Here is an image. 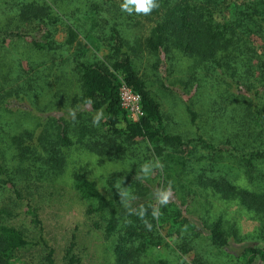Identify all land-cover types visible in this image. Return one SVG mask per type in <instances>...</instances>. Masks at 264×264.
<instances>
[{
	"label": "trees",
	"instance_id": "1",
	"mask_svg": "<svg viewBox=\"0 0 264 264\" xmlns=\"http://www.w3.org/2000/svg\"><path fill=\"white\" fill-rule=\"evenodd\" d=\"M55 1L24 0L12 5L15 7L14 19L18 22L16 31L2 32L0 29V40L28 37L30 56L34 59V54L42 55L47 65L44 69L37 68L33 78L27 80V91H39L42 84L47 87L54 103L57 100L62 103L63 98L68 97L69 104L76 108L68 119L59 115L47 117L36 135L26 129L10 133L0 122V190L9 186L19 199L17 187L28 190V183L39 175L35 169L29 172L36 162H42L49 169L61 167L65 157L62 148L72 144L68 137L70 133L83 148L98 155L125 154V145L148 144L146 151L152 159L149 168H154L153 161L166 153L176 154L174 158H179L181 164L180 154L187 147L196 145L209 154V161L193 169L187 180L189 186L208 188L213 194L236 201L238 206L264 220V189L257 187L251 177L254 166L264 162V0H153L159 7L147 15L138 12L131 0H125L126 8L120 3L119 8L131 13L123 20L142 30L145 28L147 32L145 37L135 38V47H142L155 55L158 62L166 64L170 73L178 59L187 60V74L181 81L183 88L210 87L209 77L216 74L214 92L207 96L208 111L215 118L214 127L199 124L198 114L188 103L185 111L194 130L191 136L185 137L166 131L165 115L159 103L149 94L144 79L131 65L130 53L135 49L126 47L115 24L110 26L108 37L100 34L106 47L102 58H68L77 27L62 19L60 12L63 10L57 9ZM57 1L65 6V0ZM100 8L94 4L93 10ZM117 9L115 4L106 7L108 11ZM59 24L63 25L67 36L60 43L53 38ZM24 26L25 29L29 26L30 30L18 32ZM66 56L68 59L64 58ZM67 61L76 83L75 91L70 94L59 90L57 83V71L64 75L65 69L60 65ZM154 67L157 66L154 64ZM119 81L139 95L143 115L135 122L128 121L118 105ZM17 91L3 79L0 83V111L9 105L5 99ZM97 113L101 114L97 118L99 130L93 124L96 117L93 115ZM223 153L232 156L236 164L239 163L238 166L249 174V187L229 181L222 164L215 166ZM118 174L110 172L103 191L82 173L72 172L70 175L71 187L78 197L93 203L85 213L104 219L103 238L111 243L113 264H144L145 252L161 244L164 235L177 236L174 247L181 253L191 250L198 237L206 238L215 247L227 246L228 233L221 226L220 216L206 223L205 218L186 212L178 180L175 183L165 180L163 186L158 184L152 190L140 181L138 175L130 183V194L125 196L122 185L117 184ZM128 175L124 173L125 178ZM167 182L170 183L166 186ZM174 187L179 188L177 197L173 193ZM165 192L168 193L167 203H161ZM26 206L39 236L29 239L16 227L2 222V215L7 213L0 209V264H12L20 251L36 246L43 249L42 264H55L52 248L40 235L37 210L31 205ZM164 229L167 230L163 235ZM230 230L234 234V228ZM71 248L72 243L61 264L77 262L71 255ZM240 255L242 264H253L255 259L264 262V247L248 246ZM25 264L29 263L25 261Z\"/></svg>",
	"mask_w": 264,
	"mask_h": 264
},
{
	"label": "rangeland",
	"instance_id": "2",
	"mask_svg": "<svg viewBox=\"0 0 264 264\" xmlns=\"http://www.w3.org/2000/svg\"><path fill=\"white\" fill-rule=\"evenodd\" d=\"M22 1L24 0H0V29L2 32L16 31L15 25H18V22L14 19L15 7L12 5ZM64 2L65 6H62L64 3L55 1L57 9L63 10L60 16L67 24L72 23L77 27V35L69 47L68 58H84L85 60L91 57H93L91 59L102 58L106 53V47L102 43L100 34L103 33L108 37L110 26L115 24L125 39L126 47L135 49L132 54L130 53L131 65L144 79L149 94L159 103L165 115L163 122L166 131L180 134L183 137L192 135L194 129L189 124L185 111V105L188 103L198 114L199 124L203 123V126L208 128L214 127L215 118L208 111L210 107L207 105V96L210 92H214L215 73L209 77L210 87L183 88L181 81L187 74V60L178 59L176 65L174 67L172 65L173 72L170 73L166 64L163 61L158 62L155 55L149 54L142 47H135V38H143L147 32L145 28L142 30L138 26L135 27L134 23L130 24L123 20L131 14L124 8H119L120 3L121 5L124 3L126 8L125 0H65ZM94 4L99 5L100 10H93ZM110 4H115L118 9L106 10ZM24 29L25 26L18 32L24 33ZM27 29L30 30V27L28 26L25 30ZM56 30L53 38L60 43L67 37L66 32L62 24L57 25ZM28 41L29 38L26 36L0 40V83L5 79L6 84L18 90L17 93L5 99L9 101V105L7 104L6 110L0 111V122L10 133L26 129L31 130V135L33 133L36 135L45 125L47 117L50 115L58 117L59 115L68 119L76 107L69 104L68 97H64L62 103L58 100L54 103L49 98L47 87L42 84L39 91H27L26 82H29L27 80L33 78L32 74L37 68L44 69L47 65L42 55L34 54V59L30 56ZM64 58L68 59L67 56ZM60 67H64L66 73L63 75L57 71L58 88L70 94L75 91L76 87L75 76L70 70L71 65L67 61ZM93 116L98 118L101 114L97 113ZM202 117L205 118L204 121ZM95 126L97 130L101 128L99 123ZM68 137L72 144L67 148H62L65 157L61 167L49 169L42 162H36L29 172L32 173L35 169L39 175L36 180L32 178V181L28 183V190L17 187L20 194L19 199L15 198L9 186L0 190V209L7 213V215H2V222L16 227L32 240L38 238L39 232L32 222L31 215L26 211V205L36 208L37 218L41 225L40 235L52 248L55 264L62 263L70 243H72L71 255L77 259L75 264H113L111 243L103 238L104 219L96 214L85 213V210L93 203L80 199L72 189L70 179L72 172L82 173L87 179L92 180L100 191H103L110 172H117L119 173L117 184L122 185L125 196L130 194L131 190L128 191L131 187L130 183L138 175L140 181L152 190L156 189L158 184L163 186L165 180H172L173 183L178 180L181 184L179 188L184 196L183 206L189 215L205 218L206 223L215 221L218 216L221 217V226L228 233L226 247H215L206 238L198 237L191 250L181 253L174 247L177 236L175 234L164 235L167 230L164 229L162 232L164 241L145 252L142 258L144 264H242L240 254L243 248L264 247L263 219L244 210L234 200L220 198L208 188L199 186L191 188L187 183L193 169L209 161L207 159L209 154L202 147L196 145L193 148L187 147L180 154L181 164L178 162L179 158H174L176 154L166 153L162 158L153 161L154 168H149L152 159L146 151L148 144L136 142L129 146L125 145L123 147L125 154L114 152L108 155H98L77 143L74 134L70 133ZM130 151L132 153H129ZM146 156L147 158L143 159ZM139 159L143 160L135 163L139 162ZM221 164L225 177L229 181L249 187L247 176L249 174L242 166H238L239 163L236 164L232 156L223 153L221 161L215 166L219 167ZM254 167L251 171L254 184L264 189V162ZM132 169L135 172H132ZM124 173L129 174L127 178L124 177ZM178 173L182 175L178 176ZM168 183L170 182H167L166 186ZM175 187L173 193L175 192L177 197L180 192L179 188ZM95 223H97L96 226ZM231 227L235 230L234 234L230 230ZM42 254L43 249L40 246L24 249L18 253L17 259H14L12 264H25V261L29 264H42L40 260ZM253 264H264V262L255 259Z\"/></svg>",
	"mask_w": 264,
	"mask_h": 264
},
{
	"label": "built area",
	"instance_id": "3",
	"mask_svg": "<svg viewBox=\"0 0 264 264\" xmlns=\"http://www.w3.org/2000/svg\"><path fill=\"white\" fill-rule=\"evenodd\" d=\"M117 100L128 121L135 122L143 115L139 95L123 81H119L117 85Z\"/></svg>",
	"mask_w": 264,
	"mask_h": 264
},
{
	"label": "clouds",
	"instance_id": "4",
	"mask_svg": "<svg viewBox=\"0 0 264 264\" xmlns=\"http://www.w3.org/2000/svg\"><path fill=\"white\" fill-rule=\"evenodd\" d=\"M131 2L135 3L137 11L141 12L145 15L151 13V11L155 8H158V5H154L153 0H131ZM121 7H124L123 5ZM97 123V117L93 118V124ZM168 193L165 192L162 195L161 203H167Z\"/></svg>",
	"mask_w": 264,
	"mask_h": 264
}]
</instances>
